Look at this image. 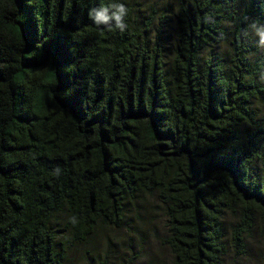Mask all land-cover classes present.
<instances>
[{
	"label": "trees",
	"instance_id": "obj_1",
	"mask_svg": "<svg viewBox=\"0 0 264 264\" xmlns=\"http://www.w3.org/2000/svg\"><path fill=\"white\" fill-rule=\"evenodd\" d=\"M147 6L0 0V264H67L154 210L172 264L264 250V0Z\"/></svg>",
	"mask_w": 264,
	"mask_h": 264
},
{
	"label": "rangeland",
	"instance_id": "obj_2",
	"mask_svg": "<svg viewBox=\"0 0 264 264\" xmlns=\"http://www.w3.org/2000/svg\"><path fill=\"white\" fill-rule=\"evenodd\" d=\"M237 1L238 6H241L246 0ZM178 2L179 0H146L150 6L143 7V11L149 14L153 7L160 13L166 12V17L173 23ZM258 114L262 117L264 105L258 110ZM145 216V222L136 228L99 229L89 244H80L69 252L67 264H172V255L162 244L166 217L159 210ZM249 244V252L245 257L229 251L224 264H264V250L255 246L254 240Z\"/></svg>",
	"mask_w": 264,
	"mask_h": 264
},
{
	"label": "clouds",
	"instance_id": "obj_3",
	"mask_svg": "<svg viewBox=\"0 0 264 264\" xmlns=\"http://www.w3.org/2000/svg\"><path fill=\"white\" fill-rule=\"evenodd\" d=\"M111 7L114 9V11H112L110 15L109 8L107 7L93 10V18L96 24H106L111 27L110 22L114 20L115 26L120 30H123L126 27L124 23V16L126 14V8L124 4H113ZM253 28L255 29L257 35L260 36L261 43L264 44V28H257L255 25H253Z\"/></svg>",
	"mask_w": 264,
	"mask_h": 264
}]
</instances>
